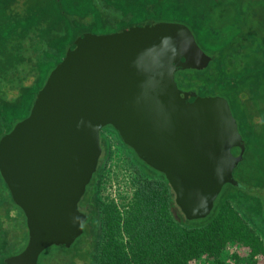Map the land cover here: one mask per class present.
I'll return each instance as SVG.
<instances>
[{"label": "trees", "instance_id": "16d2710c", "mask_svg": "<svg viewBox=\"0 0 264 264\" xmlns=\"http://www.w3.org/2000/svg\"><path fill=\"white\" fill-rule=\"evenodd\" d=\"M102 3L107 6L101 0H0V138L13 128L30 97L33 103L63 57L65 51L50 62L54 45L71 44L81 34L80 26L102 22L106 11L114 12L115 18L131 16L129 26L148 20L177 22L189 28L211 57L204 70L180 73L199 83L202 96H220L228 102L245 144L235 167H240L245 181L225 185L205 218L186 220L164 176L141 162L106 126L99 133L101 154L91 178V203L82 234L69 248L52 246L57 256L42 258L38 264H190L203 255L221 264L220 254L230 243L248 248L252 256L263 254V239L246 219L264 236V0ZM40 55L47 61L38 59ZM111 139L121 146L131 176V193L121 206L101 197ZM235 151L233 155L239 153ZM0 221L5 224L0 229L2 264L24 249L27 230L1 176Z\"/></svg>", "mask_w": 264, "mask_h": 264}, {"label": "water", "instance_id": "95a60500", "mask_svg": "<svg viewBox=\"0 0 264 264\" xmlns=\"http://www.w3.org/2000/svg\"><path fill=\"white\" fill-rule=\"evenodd\" d=\"M210 61L176 22L77 36L27 117L0 138V176L27 230L24 249L2 264H37L44 250L69 248L82 234L86 215L78 203L106 126L164 176L186 220L208 216L224 185L239 186L232 173L245 144L227 101L182 91L174 81L177 72L201 71Z\"/></svg>", "mask_w": 264, "mask_h": 264}, {"label": "rangeland", "instance_id": "374dc122", "mask_svg": "<svg viewBox=\"0 0 264 264\" xmlns=\"http://www.w3.org/2000/svg\"><path fill=\"white\" fill-rule=\"evenodd\" d=\"M101 4L107 6L106 3L105 4L102 3V0H101ZM92 18H89L91 22H93ZM102 20H103L102 22H99V23L96 22L95 24L94 23L91 24L90 27L87 26V27L81 28V26H80V29H78V31H80L81 33L105 34V33H111V32L117 31L119 29L125 28V27L129 26L131 23H133V18L131 16H124L123 18H115L106 12L104 14H102ZM160 22H171V21H160ZM69 45H70L69 42H67L65 44L54 45V49L52 50V54L49 57L50 62L55 63L57 58L62 53V51H66V49ZM38 59L47 61V58L44 59L43 56H41V55L38 57ZM211 68H212V66H211ZM186 77L181 75L180 71L175 74L174 81H175L178 89H180L182 91H189V90L194 91V92H196V94L202 96L201 94H203L204 92L199 91V89L197 88V86H199V83L196 82V80L193 78H190V77L186 78ZM229 86H230V88L234 87V85L232 83ZM31 106H32V104H31V97H30L28 104L23 105L22 106L23 108L18 112V114L16 116L17 121H14V123H13L14 125L16 123H18L19 121H21L22 119H24V117H27V114H29ZM254 122H257L256 117L254 118ZM237 128H238V126H237ZM116 149H117L116 147H113V151H114L113 157L111 158V160H109V162L107 164L108 168H107L106 175L104 177V184H103V189L101 191V197L103 199L106 198L108 202H114V199H115L118 204H121V203L124 204L126 199L123 196L129 195V193H130L129 187L127 186V179H128L127 172L128 171L126 169H124V162H122L120 153ZM233 152H236V151L233 150ZM236 155H237V153L234 154V156H236ZM241 172H242V170L240 169V167L239 168L237 167V168H235V170L233 171L232 174H233V178L235 181L242 183L245 180L242 178ZM225 189H226V186L224 185L222 187L221 192L218 195L217 199L223 194ZM85 193H86L85 197L87 198L88 197L87 195L88 194L90 195L92 193V189H90V187H87ZM84 198H83V201H84ZM217 199L215 201H217ZM79 208H78V210L80 211ZM246 221L248 222L250 227L257 234L260 235V237L263 239V242H264V236L259 233V230L257 229V227L252 222L248 221L247 219H246ZM3 224L4 223H1V221H0V229H2L3 226H5V224L4 225ZM1 225H2V228H1ZM83 226H82V229H83ZM77 242L79 243L80 241L77 240ZM74 243H73V245H74ZM16 246H17L16 249L18 251L21 250V246H22L21 244L18 243V245H16ZM1 248H2V245H0V250H1ZM17 250H14V251H17ZM57 254L58 253L56 250L49 247L39 255L38 260H37V264H38V262L41 261L42 258L56 257ZM219 258L221 260V264H264V253L252 256L251 253L249 252L248 248H246L242 245H239V244H235V243L228 244L225 247V249L221 252ZM77 264H82V263H77ZM190 264H216V263H214L212 259L207 258L205 255H203V256H200L199 258L191 261Z\"/></svg>", "mask_w": 264, "mask_h": 264}, {"label": "built area", "instance_id": "2783aa9c", "mask_svg": "<svg viewBox=\"0 0 264 264\" xmlns=\"http://www.w3.org/2000/svg\"><path fill=\"white\" fill-rule=\"evenodd\" d=\"M113 147L117 148L116 150L120 153L121 160H122V162H124V169H126L128 171L127 172V174H128L127 186L129 187V192L131 193V189H130L131 188V176H130V173H129V170H128L129 166H127V163H126L125 158H124V152L121 149V146L119 145V143L115 139H111V142H110L111 158L113 157V154H114ZM107 166H106L105 171H107V168H108ZM103 182H104V178H103ZM130 193H129V195L123 196V197H125L126 201H127V198L130 196ZM126 201H125V203H126ZM114 203H116L119 206L122 204V203L118 204L115 199H114ZM125 203H124V205H125Z\"/></svg>", "mask_w": 264, "mask_h": 264}, {"label": "flooded vegetation", "instance_id": "af4514ba", "mask_svg": "<svg viewBox=\"0 0 264 264\" xmlns=\"http://www.w3.org/2000/svg\"><path fill=\"white\" fill-rule=\"evenodd\" d=\"M190 91V90H189ZM235 149H238V148H233L232 150H235ZM138 165L140 167H142V165L138 162ZM93 177V175H92ZM92 183H93V180L91 179L88 186L87 187H90L92 186ZM86 187V188H87ZM86 188H85V191H86ZM85 192H84V195L82 196V198L80 199L79 203H78V208L80 209V212L84 213L86 215V218H87V213H88V209L90 207V197H89V194L87 195L88 197L86 198L85 197ZM85 197V198H84ZM83 198H84V201H83Z\"/></svg>", "mask_w": 264, "mask_h": 264}]
</instances>
